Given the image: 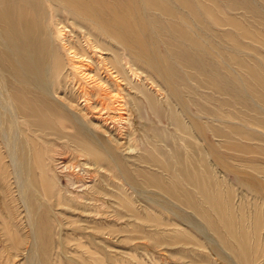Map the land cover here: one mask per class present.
<instances>
[{
  "label": "bare ground",
  "instance_id": "6f19581e",
  "mask_svg": "<svg viewBox=\"0 0 264 264\" xmlns=\"http://www.w3.org/2000/svg\"><path fill=\"white\" fill-rule=\"evenodd\" d=\"M66 28L75 37H67ZM92 52L106 55L99 61ZM263 54L264 3L257 0H0V215L6 211L11 219L1 222L0 264H17L19 257L32 264H63L64 240L56 237L62 227L59 208L84 212L89 222L114 221L121 211L115 204L105 211L109 194L99 184L106 183L123 187L122 207L132 218L127 187L136 191L137 176L157 188L149 200L174 216L160 228L173 225L177 236L191 235L193 228L214 243L206 230L218 231L208 219L207 209H213L243 248L244 224L233 227L239 210L253 205L264 221V188L248 183L254 179L261 185L264 179ZM76 61L98 81V90L106 84L120 91L126 84L135 107L141 105L139 94L152 109L166 104V114L156 115V128L169 134L168 126H174L173 138L178 134L184 147L175 148L171 160L166 158L173 151L154 147L166 165L157 158L145 162L178 166L180 181L167 183L155 169L131 168L132 149L122 141L129 133L121 130L130 124L122 126L113 116L95 125L77 111L92 90L74 88L70 69ZM124 106L128 109L129 101ZM108 123L113 124L103 128ZM73 137L76 150L97 163L56 157V141ZM218 158L238 163L233 166L241 187L223 175ZM99 173L102 180L96 179ZM120 179L125 183L114 181ZM231 204L236 215L229 212ZM20 226L26 235H19ZM107 232L113 239L115 230ZM98 235L91 243L105 246Z\"/></svg>",
  "mask_w": 264,
  "mask_h": 264
},
{
  "label": "rangeland",
  "instance_id": "374dc122",
  "mask_svg": "<svg viewBox=\"0 0 264 264\" xmlns=\"http://www.w3.org/2000/svg\"><path fill=\"white\" fill-rule=\"evenodd\" d=\"M257 1L264 3V0ZM259 27L261 26L259 25ZM68 29L71 30V27H68ZM69 30H67V28L64 30L66 36L70 38L75 37L73 36V33L70 34ZM101 54L102 53L94 54V52H92V55H94L99 61ZM105 55L106 54H103L101 58L104 59ZM79 65L82 66L78 61L71 64L70 78L74 81L73 86L76 89L78 84H81V86L87 87L90 91L92 90V93L89 101H83L82 98L79 100L81 104L79 103L80 106L77 111H79L85 119L94 124H102L106 118L109 119L108 122H110L112 121L111 117L113 116L117 118L122 126L126 127L130 124L128 129L121 128V130L123 129V133H129V138L123 139L122 141L125 142V148L127 150L129 148L132 149V157L129 162L131 168L145 167L147 169L150 168L151 170L155 169L164 176L167 183L180 181V176L174 172L175 170L177 171L178 166L175 167L176 165H173V168H166L165 166L158 168L157 165L145 162L146 158H157L161 163L166 165L164 158L154 149L161 148L163 152H167V150L173 151L168 153L169 157L166 158L171 160L175 148L181 146L184 147L178 134L175 139L173 138V133L177 132L174 126L170 124V126H168V130L171 134L170 132L169 134L163 132L161 128H156L157 126H160L156 115L164 116V114H166V104H160L157 108L152 109L143 95L139 94L142 99L140 101L141 105L140 108L135 107L130 101L126 89L128 86H126V84L121 86L120 91L113 90L112 88L109 89L105 86L106 84H100L102 89L98 90L96 89V87L98 88V81L90 80L89 76L84 74L86 70H82L83 67L81 66L79 68ZM141 77L144 76L141 75ZM59 94L62 95V92H59ZM126 100L129 101L130 107H128V109H130V111L124 106ZM94 106H96V108H93ZM158 111L159 113H157ZM130 119L131 123L128 122ZM111 124L113 123L105 124L103 128H107ZM164 125L165 124L163 123V126ZM67 131L74 133L73 128H69ZM76 142L77 139H74V137L70 139V141L66 138L58 139L55 146L56 157L62 155L67 156L69 159H73V161L77 160L79 162H84L85 160H89L88 162L92 164L97 163V161L90 156L83 155L82 152L76 150ZM215 142L220 143V141L216 140ZM217 148L223 149L219 144ZM215 159L217 160V158ZM215 159L213 158L212 163L216 162ZM218 160L219 163L217 162L216 164L220 167V171H223V175L227 173L230 182L238 185V188L241 187L240 177L236 175L234 170L236 167L233 166L235 165L238 167V163L232 158H227L225 161L220 158H218ZM221 163H224V166L220 165ZM103 171H105L103 174L108 176V170L105 168ZM100 175V173L97 175V180H102V176L100 177ZM136 178V191L132 192V190L127 187V193H131L130 197L134 202L133 208H135L134 212H132L134 215L132 218H130L131 216L128 217L129 215H126L128 211H126V208L122 207L125 206V190H123V187H119L118 185L111 187V185L108 186L106 183L99 184L102 185L106 193L111 195V197H109V195L104 197L105 211L109 212V206L113 204L119 206L121 211L117 214L114 221L111 218L104 217L105 219H102V221L96 223L93 221L89 222L85 221L88 219V216L84 212L76 211L69 213L71 209H68L67 207L59 208L58 211H63V216L59 214L57 218L62 222V227L61 230L57 231L56 237L57 239L60 238L64 240L62 244V249L65 253V258L62 260L63 264H264V221L258 213H255L253 205L244 204L241 211L239 210L240 215L238 217L236 216L235 221L233 222L234 227L236 222L239 224L241 221L244 224L245 232L248 235L246 245L241 249L240 246L244 243L238 240L234 235L231 236L228 234L227 227L220 222L216 211L213 209L209 210L206 208L209 214L208 219L210 221H215L218 231L215 232L209 227H207L206 230L216 243L208 242L203 237V234L198 233L193 228L189 229H192V231H190L192 236L190 234L177 236L176 234L171 233L172 228H175L173 225H161V228L158 226L159 223H171L170 221L174 216L169 212L162 210L160 207L155 206L154 203L149 200L150 196L153 198L156 197L153 194L157 191V188L153 184L150 185L145 183L143 181L144 176H137ZM87 179L90 180V178ZM114 181L121 184L125 183L123 179H120V181ZM61 182L63 186L67 185V181L64 177H62ZM252 182H255V184ZM248 183L257 189L261 187L264 188V179L262 177L261 185L254 181V179H251ZM249 184L245 186H249ZM108 187L110 190H108ZM76 194L77 192L75 191L74 195ZM77 199L80 205H88L84 198ZM1 201L0 197V204ZM148 203L156 207L157 213H154L148 208V210H145L147 207L146 205H149ZM227 205L228 204L226 203V206ZM231 205L232 210L229 208V212L232 215H236L235 213H237V210L233 209V207L236 206L234 204ZM66 208L67 210H65ZM8 216L9 214L6 211L2 212L0 215V235L4 233L1 224L4 218L8 223L11 222V219L8 218ZM199 218H201L200 220L203 221L205 226L206 221L202 217ZM256 220H259L257 224L255 223ZM112 223L115 225L112 226ZM252 223L254 228L252 227ZM100 227H105L106 230L103 232H106V234L102 235L98 232L101 230ZM157 228H160V231L167 228L169 233L162 234ZM20 229L21 233H19V235L23 236V234L26 235L28 233L23 226H20ZM109 230H115L116 232L115 235L111 237L113 239L108 237L107 231ZM96 235L99 236L98 240L105 241L106 247L102 246L100 243H97L99 245L91 243V239H94V236ZM191 241H194L195 244H190ZM54 252H56V250ZM30 260L26 262V259L19 257L15 261L17 264H32V261ZM52 261L53 264H57V261Z\"/></svg>",
  "mask_w": 264,
  "mask_h": 264
}]
</instances>
